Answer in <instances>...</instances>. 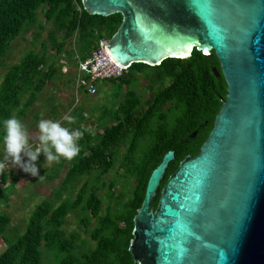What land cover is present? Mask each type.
Returning a JSON list of instances; mask_svg holds the SVG:
<instances>
[{
	"label": "water",
	"instance_id": "1",
	"mask_svg": "<svg viewBox=\"0 0 264 264\" xmlns=\"http://www.w3.org/2000/svg\"><path fill=\"white\" fill-rule=\"evenodd\" d=\"M82 3L92 15L121 14L106 44L120 66L214 51L227 83L199 153L187 154L163 186L175 151L152 170L133 218L136 263L264 264V0Z\"/></svg>",
	"mask_w": 264,
	"mask_h": 264
},
{
	"label": "trees",
	"instance_id": "2",
	"mask_svg": "<svg viewBox=\"0 0 264 264\" xmlns=\"http://www.w3.org/2000/svg\"><path fill=\"white\" fill-rule=\"evenodd\" d=\"M41 7L44 8L47 20L55 25L51 38L56 37L58 32L62 37L59 42L55 40L56 51L67 52V40L76 36L81 59L90 54L101 37H112L122 21L119 13L110 16L88 13L82 0H0V62L11 42L37 21ZM43 64H46L44 54L31 52L5 73L0 84V127L3 126V120L9 118L13 110L21 104L20 111L24 113L26 107L37 99L38 92L44 87L46 80L53 77V69L40 71ZM214 67L219 71L218 76L213 71ZM147 70H150L147 76L152 82L164 81V89L157 93V109L142 120H133L128 115L130 99L120 101V112L116 116L117 121H120L117 126L120 130L106 128L105 137H100L96 145H90L91 150L85 157H77L66 176V181H70L96 169H100L102 173L109 171L116 154L129 142L124 162L129 172L135 175L137 185L124 207L115 208L114 212L107 211L99 217L98 224L91 233L95 246L73 252L74 239L66 237L62 227L69 210H74L86 198V181L76 201L66 199L54 207L48 201L40 204L23 233L10 235L8 229L11 218L7 213H0V236L9 243L8 247L0 252V264H41L43 246L54 251L57 264H137L129 251L133 237V218L142 203L152 170L167 151H175V159L167 169L164 184L187 154L199 153L227 93V83L215 52L206 55L197 49L188 58H167L156 66L133 63L122 76L110 81H117L119 86H124L133 81L135 71ZM36 75L39 77L34 81ZM149 86L152 88V83H149ZM25 93H29V97L23 104L21 96ZM173 101L179 112L174 122H169L168 115L162 108ZM204 120H208L206 131L200 132L197 137H188V134L199 126V122ZM131 125L143 130L141 133L149 130L156 137H151L148 146L141 148L140 141L145 137H126ZM139 150H142L141 155H138ZM97 190V186L92 189L85 204L94 217L100 215L102 203L96 195ZM120 195L123 196V193ZM156 206L157 200L153 202V207ZM83 220L86 224L89 223L88 219ZM120 222L125 225L121 226Z\"/></svg>",
	"mask_w": 264,
	"mask_h": 264
},
{
	"label": "rangeland",
	"instance_id": "3",
	"mask_svg": "<svg viewBox=\"0 0 264 264\" xmlns=\"http://www.w3.org/2000/svg\"><path fill=\"white\" fill-rule=\"evenodd\" d=\"M44 12L43 7L39 8L37 21L23 30L11 42L7 53L0 62V84L8 69L21 62L27 54L31 52L44 54L46 64L41 66L40 71L45 72L48 69H53V77L46 80L44 87L38 92L37 99L26 107L24 113L20 111L22 109L21 104L13 110L10 117L14 115L19 118L27 126L32 138L38 134L37 124L41 119L60 120L62 126L68 127L70 130H86L83 138L78 142L81 152L77 156L85 157L91 150L90 145L98 143L100 139L97 137L98 134L117 121L116 116L120 112L117 106L121 100L123 101L124 92L129 91L130 94H138L144 99L149 93V83H152V86H157L158 83L152 82L148 78L147 73L150 70H147L137 75L139 77L137 81L124 86H119L117 81L100 82L98 93L95 95L78 91L76 87V76L79 73L77 62L81 56L77 37L72 36L67 40L65 46L68 49L67 52L58 53L54 43L55 40L61 41L62 37L58 32L56 37L51 38V32L55 25L52 21L47 20ZM61 34L63 35V33ZM38 77L39 75H36L33 80L36 81ZM21 97L24 104L29 93H25ZM175 105L176 103L173 101L162 108V111L168 115L167 121L169 122H174L176 115H178L179 109ZM65 115L73 117L74 123L68 124L63 121L62 117ZM2 137L3 126L0 127V160L3 159ZM150 138L141 139V148L148 146ZM128 145L129 142L116 154L109 171L102 173L100 169H96L90 174L84 173L70 181H66V176L77 157L71 162L62 159L59 163H53L50 168H45L43 165L46 157L41 153L35 162L39 171L38 176L25 173L19 167L8 166L0 175V213H7L11 218L8 229L10 235L23 233L31 216L43 202L48 201L54 207L66 199L76 201L81 188L88 181L85 197L90 196L92 189L97 186L96 195L102 201L100 215L98 217L92 215L85 205L86 198H84L79 206L74 210H69L62 227L66 237L74 239L73 252L93 248L95 240L91 233L93 228L97 226L99 217L107 211L114 212L115 208L124 207V203L132 196V191L137 185L135 175L129 172L124 162ZM141 154L142 150H139L138 155ZM23 159L27 162L28 157L25 156ZM41 177L42 179H40ZM122 193L123 196L120 195ZM83 219H88L87 222L89 221V223L86 224ZM120 225L124 226L125 224L120 222ZM8 245L9 243L0 236V252H3ZM42 251L41 264H57L53 250L43 246Z\"/></svg>",
	"mask_w": 264,
	"mask_h": 264
},
{
	"label": "clouds",
	"instance_id": "4",
	"mask_svg": "<svg viewBox=\"0 0 264 264\" xmlns=\"http://www.w3.org/2000/svg\"><path fill=\"white\" fill-rule=\"evenodd\" d=\"M62 120L68 124L74 123V118L70 115L63 116ZM2 123L3 159L0 160V175L11 166L38 176L35 162L41 153L46 157L43 165L45 168H50L53 163H59L62 159L71 162L81 152L78 142L86 131L70 130L62 126L60 120L41 119L37 124L38 134L32 138L27 126L16 116L6 118ZM25 156L28 157L27 162L23 159Z\"/></svg>",
	"mask_w": 264,
	"mask_h": 264
},
{
	"label": "built area",
	"instance_id": "5",
	"mask_svg": "<svg viewBox=\"0 0 264 264\" xmlns=\"http://www.w3.org/2000/svg\"><path fill=\"white\" fill-rule=\"evenodd\" d=\"M110 37L103 36L85 59L77 62L76 87L88 95L98 93L99 83L122 76L128 68L117 64L109 55L106 44Z\"/></svg>",
	"mask_w": 264,
	"mask_h": 264
},
{
	"label": "flooded vegetation",
	"instance_id": "6",
	"mask_svg": "<svg viewBox=\"0 0 264 264\" xmlns=\"http://www.w3.org/2000/svg\"><path fill=\"white\" fill-rule=\"evenodd\" d=\"M139 73H142V71H135L134 72L133 81H131V82L134 83V81H137V79L139 78V77H137V75ZM156 83H158L159 86L157 84H156L157 86H152V88L149 86L150 88L148 89L149 90L148 96L144 97V99L142 98V96H140L138 94H135V93L130 94L129 91L124 92L123 100H125V98L130 99L129 104H128V115L131 118H133V120H135V119H141L142 120L143 117L150 116V113L153 114V111L157 109L156 107L158 106V104L156 103V99L159 98L157 93H158V91L164 89V85H163L164 81L158 80ZM131 91H134V90L131 89ZM118 108H119V105L117 106V109ZM155 120H156V118H154V123L157 124ZM119 122H120L119 120L113 122L110 125V128H114V130H120L117 127ZM207 122H208V120H204L203 122H199V126L196 129H193L188 134V137H197L200 132L206 131L207 126L205 127V125ZM213 124H214V121H213ZM213 124H212V127H213ZM129 127H131V128L128 132V135H126V137H156V135H154L152 132H149V130H144L145 132L141 133L140 131H143V130L136 128V126L131 125ZM212 127L209 129L206 137H208ZM105 131H106L105 129L102 130V132H100L98 134V137H105V133H106ZM178 131H179V129L177 130V132ZM177 135H179V133H177ZM163 185L164 184L162 181L161 186H163ZM152 206H153V203H152Z\"/></svg>",
	"mask_w": 264,
	"mask_h": 264
},
{
	"label": "crops",
	"instance_id": "7",
	"mask_svg": "<svg viewBox=\"0 0 264 264\" xmlns=\"http://www.w3.org/2000/svg\"><path fill=\"white\" fill-rule=\"evenodd\" d=\"M82 93H86V92H82ZM87 94V93H86Z\"/></svg>",
	"mask_w": 264,
	"mask_h": 264
}]
</instances>
